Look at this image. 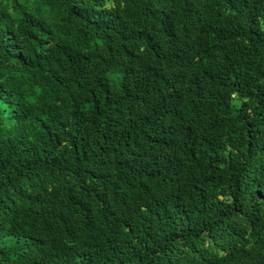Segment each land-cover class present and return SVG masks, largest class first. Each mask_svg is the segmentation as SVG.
<instances>
[{
  "label": "trees",
  "instance_id": "obj_1",
  "mask_svg": "<svg viewBox=\"0 0 264 264\" xmlns=\"http://www.w3.org/2000/svg\"><path fill=\"white\" fill-rule=\"evenodd\" d=\"M0 264H264V0H0Z\"/></svg>",
  "mask_w": 264,
  "mask_h": 264
}]
</instances>
